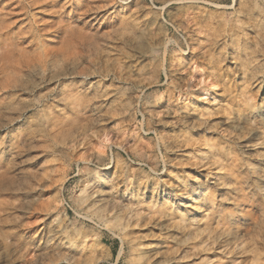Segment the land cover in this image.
Returning <instances> with one entry per match:
<instances>
[{"label": "rangeland", "instance_id": "1", "mask_svg": "<svg viewBox=\"0 0 264 264\" xmlns=\"http://www.w3.org/2000/svg\"><path fill=\"white\" fill-rule=\"evenodd\" d=\"M0 264H264V0H0Z\"/></svg>", "mask_w": 264, "mask_h": 264}, {"label": "bare ground", "instance_id": "2", "mask_svg": "<svg viewBox=\"0 0 264 264\" xmlns=\"http://www.w3.org/2000/svg\"><path fill=\"white\" fill-rule=\"evenodd\" d=\"M225 56H226V55H225ZM225 56H224V57H225ZM226 59H227V57H225V60H226ZM183 64H186L185 61H181L179 65L181 66V65H183ZM172 83H173V84H177L178 86H181L180 83H177V82H172ZM178 86H177V87H178Z\"/></svg>", "mask_w": 264, "mask_h": 264}]
</instances>
